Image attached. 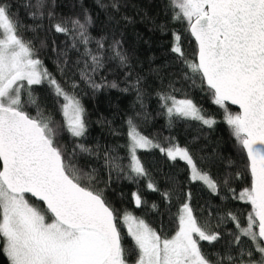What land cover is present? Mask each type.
<instances>
[{
	"label": "snow or ice",
	"instance_id": "1",
	"mask_svg": "<svg viewBox=\"0 0 264 264\" xmlns=\"http://www.w3.org/2000/svg\"><path fill=\"white\" fill-rule=\"evenodd\" d=\"M169 6L173 19L186 23V31L194 38L196 59L185 56L179 34H175L172 51L190 70L192 75L187 78L195 83L198 77L213 103L223 110L224 121L246 154L245 167L251 177L250 186L239 193L229 188L233 198L251 205L245 223L227 213L236 229L231 233L233 242L241 245V239L247 238L251 247L241 245L238 257L218 256L215 264H264V0H169ZM33 7L39 11L44 0H36ZM72 23L73 39L79 36L87 58L81 79L99 88L91 73L103 66L99 51L103 44L98 41L94 53L87 47L88 21ZM54 28L69 34L61 23ZM18 29L10 5L0 0V250L10 264H213L200 242L212 243L220 235L198 222L188 202L178 208L174 235L163 236L144 219L114 208L103 189L92 185L93 174L76 166L57 138L62 129L73 137H83L87 131L85 110L80 99L44 68ZM113 56L126 62L118 44ZM44 82L62 98V103L58 100L62 124H56L37 105L32 86ZM160 100L170 121L176 117L209 127L216 123L187 96L178 99L166 93ZM26 104L36 106L35 116L26 111ZM229 104L238 105L239 110L230 111ZM127 136L130 178L148 175L138 149L158 148L173 161H186L192 181H202L220 194L217 183L197 167L186 148L171 143L162 146L141 134L132 120ZM78 147L91 154L86 145ZM107 163L124 171L118 158H109ZM147 187L158 191L151 181ZM162 195L168 198V193ZM133 196L140 207L141 196ZM125 236L131 238L132 247L126 248L122 242ZM253 251L259 253L258 260L252 259Z\"/></svg>",
	"mask_w": 264,
	"mask_h": 264
},
{
	"label": "trees",
	"instance_id": "2",
	"mask_svg": "<svg viewBox=\"0 0 264 264\" xmlns=\"http://www.w3.org/2000/svg\"><path fill=\"white\" fill-rule=\"evenodd\" d=\"M4 2L10 5L19 22L18 34L30 43L44 68L80 99L85 110V135L73 137L62 129L57 139L78 168L93 174L92 185L103 189L106 200L114 208L121 213L131 212L161 235L171 236L176 230L178 208L188 202L198 222L207 224L220 235L212 243L200 242L202 251L213 264L218 256L238 257L241 245L251 247L247 238L241 239V245L233 242L231 233L236 229L227 219V213L231 212L244 224L251 211V205L233 198L229 191L231 188L239 193L250 186L246 154L240 150L224 121L223 110L213 103L206 86H201L198 77L195 83L187 78L192 75L190 70L172 51L175 34H179L185 56L189 60L196 59L195 41L186 31V23L173 19L169 0H44V7L39 11L33 7L36 0ZM33 12L37 14L33 16ZM77 20L80 23L88 21V48L95 53L97 42L103 44L99 50L104 57L103 66L91 73L94 82L101 85L99 88L81 79L87 58L83 55L85 46L79 42V36L73 39L72 22ZM56 23L68 27L69 34L56 32ZM116 44L126 57L125 63L113 56ZM32 88L44 114L56 124H62V98L56 97L47 82ZM166 93L178 99L187 96L216 123L209 127L200 121L176 117L170 121L160 100L161 94ZM23 99L27 101V96ZM25 109L36 115L35 105L26 104ZM229 110L238 111L230 106ZM129 120L136 124L141 134L164 147L171 143L186 148L197 167L217 183L220 194L213 193L200 181H192L187 163L169 159L158 148L137 151L148 175L130 178L132 174L127 167ZM80 144L91 149V154L82 152ZM109 158H118L124 171L110 167ZM149 181L158 191L147 187ZM134 193L142 198L140 207L135 204ZM162 193H168V198ZM30 202L35 201L31 198ZM122 242L126 248L133 245L127 236ZM252 259L258 260L259 253L253 251ZM0 264H10L2 250Z\"/></svg>",
	"mask_w": 264,
	"mask_h": 264
},
{
	"label": "water",
	"instance_id": "3",
	"mask_svg": "<svg viewBox=\"0 0 264 264\" xmlns=\"http://www.w3.org/2000/svg\"><path fill=\"white\" fill-rule=\"evenodd\" d=\"M229 106L232 107V108H234V109H236V110H239L238 105H231V104H229ZM26 195H29L30 196V194H26ZM32 199L35 201V198H32Z\"/></svg>",
	"mask_w": 264,
	"mask_h": 264
},
{
	"label": "rangeland",
	"instance_id": "4",
	"mask_svg": "<svg viewBox=\"0 0 264 264\" xmlns=\"http://www.w3.org/2000/svg\"><path fill=\"white\" fill-rule=\"evenodd\" d=\"M138 150H140V149H138ZM144 150H149V149H144ZM177 159H179V158H177ZM181 160V159H180ZM182 161H184V160H182ZM185 163H186V161H184ZM189 168H190V166H189ZM190 171H191V169H190ZM200 182H202V181H200ZM203 183V182H202Z\"/></svg>",
	"mask_w": 264,
	"mask_h": 264
}]
</instances>
